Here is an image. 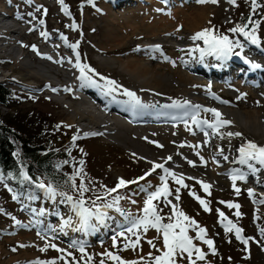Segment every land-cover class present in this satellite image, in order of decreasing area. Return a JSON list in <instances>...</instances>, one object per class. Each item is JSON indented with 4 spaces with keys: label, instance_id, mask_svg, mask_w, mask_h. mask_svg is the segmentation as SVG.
Segmentation results:
<instances>
[{
    "label": "rangeland",
    "instance_id": "374dc122",
    "mask_svg": "<svg viewBox=\"0 0 264 264\" xmlns=\"http://www.w3.org/2000/svg\"><path fill=\"white\" fill-rule=\"evenodd\" d=\"M8 1H11L12 3H9ZM133 2L134 1H132V3ZM188 2H191V0H187V3ZM257 3L259 7L256 9L255 14L252 12L251 0H236V4L230 3L229 0H219L216 4L206 3V11H208L209 15H212L209 27L215 26L216 30L227 34L234 39L244 38L243 36L233 34L228 30L237 24H241L243 16H246L245 23L248 18L251 17L253 21H259L256 35L264 47V0H257ZM0 4L7 6L9 11L6 10L10 12L8 14L9 17L5 18L7 19L6 25L10 26L13 24H19L18 26L22 28L18 34H15L17 36L14 35L11 37L14 39L12 44L8 45L9 47L6 46L0 54V82L5 84L6 87L21 93L23 96L18 97V99L11 103L7 108L0 107V111L2 115L19 113L28 116V118L31 117L30 121H36L42 116H45L49 120L46 124L47 129L44 134L36 140V143H42L43 138L45 137L44 139H51V146L54 149L70 147L69 151L71 152L73 160L67 165L68 171H73L72 169L80 165L81 160L84 161V173L82 174L84 176V182L90 188L95 190L86 193V199H95L96 193L103 195L104 188L102 186H107L108 188L115 187L119 178L135 180L140 176H145L146 173L151 171L154 163H163L166 168L176 172L178 175L191 173L196 178L190 179L184 176V182L189 185V187L180 188L179 201L175 200V189L180 186L169 177L168 184L173 191V195L169 196L168 199L172 200L173 203L178 204L179 207L189 216L193 217L200 226L206 228L207 238L213 239L215 242L217 254L214 255L206 244H203L201 241H196L197 245L206 253V260L198 261L197 264H264V235L261 234V229L264 228V203H260L261 200H264V197L259 195L262 189H254L258 196H252L254 198L253 200L252 198H248L247 188L241 187V184L238 182L237 187L241 189L239 195H237L234 188H232V182L215 183L214 185H211V195H208L197 181V177H200V181L210 183L209 180L211 179L204 176L203 172L207 171L209 167H212V163L207 161V157L212 155L217 147L210 148L207 146L208 148H206L205 146L198 147L199 145H197V147L186 146L180 149L179 145L181 142L191 139L193 131H189V129L186 131V128H175V132H178V136L176 137L181 142L177 140L175 144L170 145L169 149L176 148L177 153L182 157L176 158L177 165L174 163H166L161 160L160 156H157L164 151L156 145H162L164 140L162 136L159 137V135H154L157 133L146 128H136V131H134L136 134H134V136L131 132L128 133L126 130L116 132L115 134L105 135L99 131L102 127L95 128L87 123L83 124L84 127L86 126V129L84 127L83 129H81L82 127L77 129L76 123L73 122V114L67 106H77L81 102V99H72L71 96L53 99V95L47 92L46 88L39 92L40 95H36L31 92L35 90L26 88L24 84H39V89L43 82L46 81L51 83V86L48 85L51 90L52 87H58V85H54L57 81H59V85L71 86L73 76H70L69 78L67 76L64 77L66 73L62 71L59 66V70H61L57 71V73L60 72L59 77H56L58 74L56 73V75L53 73L54 71H49L51 68L57 70L58 67L56 68V63L50 64V61L46 62L42 59V56L40 58L43 62H40V59H35L33 52L36 50L37 55H39V52L41 51L43 54H48V56L55 62L61 60V57L54 52L56 48L51 47L49 49L57 54L59 57L58 60L56 54L51 53L49 49L40 47L41 50H38L36 44L39 45V41H36V39L41 40L44 37L41 35V32H46L48 33V36L53 39L59 37L56 43L62 44L63 47L68 50V55L72 58L75 65L77 63L76 53L79 52V62L81 64L89 65L91 68L95 69L99 75L103 74L104 77L106 75L108 79L117 81L121 86L123 85L124 87L130 88L135 87V89L139 90L141 95L143 91H150L153 96L159 95V98L163 97V99L168 97L169 99H177L184 102H194V100L200 99L202 96V90L195 88L194 86L191 87V83L185 84L178 79L177 75H180L181 73L191 75L192 78L197 79L196 81L200 83L206 81L209 88L211 86L213 87L212 91L216 93L215 95L221 97V101L226 100L228 103L231 101L234 102V104L231 105L233 110H241L242 112H264V93L256 90V92H249L252 94L251 97H245V94L248 93L244 92L250 91V89L241 79H233L228 83H224L221 79H218L216 82L207 78H204L205 81L200 80L196 74L190 72L179 63L175 66L170 64V68L167 63L162 64L161 60L156 61L151 56H142L139 57V59L141 58L142 62H145L144 64L147 62L146 65L159 67L160 71L168 78L165 81L159 82V86H156L155 88L138 87L141 84L136 82L133 76L128 73L126 74L120 62L121 59L123 61L127 60V57L130 56L133 51L138 54V51L136 50H140L145 44V46H147L150 44L149 42L156 38L159 40L165 39L168 35V32L165 31H174L173 28H169V26L160 34L157 33L158 37H153L152 34L147 33L146 30L151 25L150 21L155 12V9L153 8V10L151 9L148 15L145 16L148 17L146 20L143 21L138 17L139 19L131 21L130 23L127 18L121 16L124 14L123 11H118V13H116L118 14L117 20L113 17L107 18L104 16L102 12H100L103 10V6H106L103 0H94V3H89L88 0H64V5H67L70 14H65L64 5L60 3V0H0ZM158 4L161 5V3ZM210 5L213 6L211 7ZM13 12H15V16L14 18H11ZM143 13L144 12L141 14ZM128 15L130 14H126V16ZM15 19L18 20L16 23L13 21ZM112 19H115L114 22L119 25L116 28L114 36L116 34L121 35V33L124 36L126 32V35L124 36L125 39L120 38L121 42L118 38L111 35V25L108 23L109 20L112 21ZM40 21H43V23ZM140 24L142 25L140 26ZM135 26H138V29L132 30V32L131 29ZM254 26L255 25L250 24L249 29ZM27 31L31 32L27 33ZM62 37H67V42H65ZM1 39L2 38H0V41ZM111 39L113 42H111ZM68 44H78V48H69ZM170 44L172 43L168 42L166 45L170 46ZM199 44L202 46L203 42ZM33 46H35V50L33 49ZM13 50L19 52V57H26L25 62H29L28 67L34 68L37 75H40L38 77L36 75V77L30 79L28 77L20 78V76L17 75L18 70L16 69L13 59H10V54ZM165 50L167 53L169 50L172 55L170 48ZM259 52L261 51L259 50ZM254 53L256 55V52ZM262 53L264 55V52ZM232 57H236V55H233ZM212 62H215L212 66L210 65V67L215 69V71H213V77H215L219 73L217 66L220 67V65H217L218 61ZM259 63L264 64V59L260 58ZM67 65L69 66L68 63ZM77 69L78 67H76V70ZM89 74L94 75L93 73ZM186 89L189 90V93L185 91ZM212 91L209 92V95H205L207 98L202 96L205 101L213 100ZM198 93H200V95ZM241 93L243 94L241 95ZM242 97L244 100H241ZM237 99L240 100L237 102ZM165 100L167 101L168 99ZM214 100L218 102V99L214 98ZM236 102L237 105L235 104ZM196 104L199 105L198 103ZM101 114L106 116L104 113ZM208 119L210 118L208 117ZM158 125L159 124H155L154 127ZM32 128H34V125L31 129ZM160 129L164 130V137L169 136L171 130L161 127ZM144 130H147L149 135L145 133ZM84 133H99V135L85 136ZM120 134H123V137H116ZM77 135L80 139L73 142V137ZM135 135H138V137H135ZM145 135L146 137H149V140L156 144L143 141L141 137ZM194 137L198 136L195 135ZM198 139L197 142L205 143L207 137ZM245 139L255 142L258 141V145L264 146L263 139L260 140L255 137L250 139L244 137L242 141ZM197 153H199V155H197ZM154 157L156 160H153ZM201 157H203V162ZM188 160L193 163L190 164ZM258 167H260L258 170H261V165H258ZM245 168L248 169L247 166ZM248 171L249 173L251 172L250 169H248ZM163 174L162 169H157V171L152 172L151 175L147 176L145 180L139 181L138 184H130L126 188L121 189L119 194L131 197V200H135L137 203L133 204L130 199H124L121 201V207H125L126 205L127 207L140 206L139 208L141 209L132 212L134 215H142L141 210L144 207L146 193L140 189L151 184L152 187L149 188V191L155 190V188L161 184L159 177ZM228 178L231 179V176L228 175ZM76 182L80 183V177H77ZM6 189L7 192H5V197L2 201L3 208H0V264H29V261L25 262V258L28 257H30L31 260L30 264H34L36 261L53 260L62 256L65 257L68 264H73L72 257L67 256V252H71L73 256L83 264L82 254L79 251V244L85 246L86 254L94 256V261L90 262V264H98L99 260L102 258L100 254L105 250L114 252L118 251L119 254L127 260H138L140 255H146L149 251H154L150 249V246L146 242L147 239H152L158 235L154 229H150L146 234L145 239L141 240L142 252L139 249L134 252L131 249L123 251L112 248L111 237L115 231L119 230L117 221L118 223L125 222L123 217L118 215L115 210H108L112 219L107 221V226H105V228L102 226L101 229H98L99 233L95 232L96 236L93 237L91 240L92 242L90 243L86 241L85 232H77L71 236L65 234V221L69 217H72L73 221H75L76 217L71 210L70 205L62 202L63 197L57 196L55 200L51 199L49 196L46 199H43L42 196L37 199H28L23 194L15 192L14 187L11 188V190H8L7 187ZM193 190L201 198L210 201L211 212H205L200 203L190 195V192ZM2 191L4 192V189H2ZM141 195H144L145 198L139 199ZM108 199L110 200L111 197H108ZM249 199L253 201L250 202ZM220 201H230L239 204L241 206L239 211L242 215L237 217L235 215L236 209L228 208L226 204H221ZM90 203L91 200L89 199V204ZM154 203L163 210L161 215L165 217L164 222H168L167 217L171 215V206L166 207L163 198ZM218 210L223 211L229 219L239 227H242L244 229L242 234L245 237L253 238L249 241L248 245H244L238 241L235 238L234 232H225L220 223ZM33 220L35 223H38L37 227L48 229L47 231L49 233L54 234L52 236L53 239H49L48 236L40 235L38 233L39 228L37 227L34 229L31 228L30 230H24L23 225L19 226V224H31V221ZM41 222L46 223V228L43 224H40ZM73 226L76 229L78 224L73 223ZM11 230H20L21 232L16 233L12 231L14 232L12 235L6 234L7 232L10 233ZM103 230V233L105 234L102 237L101 231ZM100 232L101 236H98ZM189 234L195 237L196 233L195 231L190 230ZM37 235L40 236L37 237ZM63 235H66L68 238H63ZM18 237H22L21 241ZM90 238L91 235H89V240ZM75 239H80L79 244L77 243L78 240ZM30 242H33L37 248L33 247V243ZM73 242L77 243V247H72ZM156 243L158 246L160 245V241H156ZM49 244H55L58 248L65 249V253L57 252L51 247L47 251H41V249ZM65 259H57V264H65ZM106 264H113V262L106 261ZM181 264H187V261L184 260Z\"/></svg>",
    "mask_w": 264,
    "mask_h": 264
},
{
    "label": "snow or ice",
    "instance_id": "6c2138e0",
    "mask_svg": "<svg viewBox=\"0 0 264 264\" xmlns=\"http://www.w3.org/2000/svg\"><path fill=\"white\" fill-rule=\"evenodd\" d=\"M89 3H94V0H88ZM198 3H213L216 4L219 0H197ZM230 3L236 4V0H229ZM60 3L64 5V0H60ZM252 12L255 14L256 9L259 7L257 0H251ZM65 14H70L68 12L67 5H64ZM46 12V10H45ZM43 23V21H40ZM255 25L251 29H249V25ZM259 27V21H253L251 17L248 18L247 22L244 24H237L234 27L230 28L228 31L243 36L245 39L250 41L253 44L258 43V37L256 35V30ZM42 36L47 37L48 33L41 32ZM65 42H67V37H62ZM193 42L202 41L203 47L199 44H196L195 47L189 50L190 53H199V59L202 61L208 56H213L217 59L227 60L231 58L233 55L242 56V49L244 48V44L241 42L239 38H232L227 34L219 32L215 29V26L204 28L199 32H196L194 35L190 37ZM69 48L77 49L78 44H68ZM35 50V46H33ZM237 49H241V51H237ZM153 52H161L162 48L160 45H155L152 48ZM77 63L76 67L80 70V80L82 81L81 87L86 85H95L105 92L106 95L113 96L114 93L118 92L122 87L115 80L108 79L107 77H100L101 80L104 81L103 84H100L97 80L93 78V76L89 75V73H93L99 76V73L96 72L95 69L91 68L89 65L81 64L79 62V52L76 53ZM51 59V57H48ZM165 59H169L165 57ZM71 62V61H69ZM173 66H175V62L171 61ZM254 68L259 67V65H252ZM55 91V89H53ZM123 94L129 98V102L134 106H144L140 98L136 95L135 92L130 91L127 88L123 89ZM213 98L219 99L215 95L212 94ZM246 95V94H245ZM113 98H115L113 96ZM222 103H228V101H221ZM176 107H190L192 109L191 113H185L191 123L194 124L201 132L204 133L205 137L210 135L209 129L212 130L211 135H219L220 138L227 137H241L243 134L240 132H227L221 133L220 129L224 128L227 125H231L233 122L231 120H226L223 118V114L215 108H203L200 105H192L190 102L185 101L183 104L177 103L174 105ZM209 112L213 116V120L200 119V112ZM185 127H188L187 121H185ZM192 129L189 128V131ZM85 136L89 135H99V133H84ZM195 135V132H193ZM80 139V137L74 136L73 142ZM209 141H205L208 143ZM183 146V145H182ZM190 147H197L189 145ZM163 147V145H160ZM82 151V150H81ZM239 153L238 163L241 165H246L252 173H256L258 171L256 165L264 166V146L256 144L252 140H247L242 143L237 149ZM69 155L71 152L69 151ZM199 155V153H197ZM220 155H223V149H220ZM203 159V157H201ZM224 160H228V156H223ZM167 160H172V157H167ZM64 163H68V161H64ZM192 164V161H189ZM218 163V161H217ZM84 161H80L81 167L73 172V174L65 181L66 184H69L73 192L77 195H69L67 192L58 191L57 188L51 184H45L44 182H39L36 186L42 190H44L48 196L55 200L57 196L63 197L62 202L70 205L71 210L73 211L76 221H73L72 217H69L65 224L69 227L72 226L73 223L78 224L76 227V231L90 233L95 232L98 227L107 226V221L112 219L109 215L110 209L115 210L120 214L124 219V223H121L118 227L119 230L115 231L111 237L112 240V248L120 249L123 251H127L131 249L132 251H137L138 249L142 252L141 240L145 239L146 234L150 229H154L158 235L152 239H147V244L150 246V249L154 251H149L146 255H140L138 260H127L123 258L119 252H114L110 250H105L100 254L102 257L98 264H106V261H111L113 264H181L182 261L186 260L187 264H197L198 261L206 260L205 251L199 247L196 241H201L203 244H206L209 249H211L212 253L217 254V250L215 247V242L213 239L207 238V229L200 226L199 223L191 216H189L186 212H184L178 204L173 203L172 200L168 199L169 196L173 195V191L170 189L168 184V179L171 177L173 181L180 187L175 189V200L179 201L180 196V188H188L184 181L185 178L182 174L178 175L176 172L171 171L169 168H166L163 163H154L151 171L145 174V176H141L135 180H125L124 178H119L118 183L115 187L108 188L107 186H102L104 188V193L101 195L100 193L95 194V199L85 198V194L90 191H95L90 188L84 182V173L83 168ZM157 169L163 170V175L159 177L161 184L155 188L153 191H149L151 188V184H148L146 187H142L140 190L146 193V199L144 201V207L141 210L142 215H134L131 212L125 211L121 207V201L124 199H130L131 197H126L120 193V190L126 188L130 184H138L139 181L145 180L147 176L151 175L152 172H155ZM232 179V186L237 195L240 194L241 189L237 187L238 181H246L247 175L240 169H232L229 173ZM77 177H80V183L77 184ZM26 180H31V177L25 174L24 177ZM3 179L2 174H0V180ZM191 179V178H190ZM200 183L203 190L211 195L210 188L211 185L204 182L198 181ZM249 196H255V192L252 189H248ZM115 194V195H113ZM192 195L203 207L205 212H211L210 201L201 198L196 192L193 190L190 192ZM108 197H111L109 200ZM163 198L165 206H171L170 211L171 215L167 217L168 222L165 221V217L161 215L162 209L154 203L155 201L161 200ZM89 199L91 203L89 204ZM131 203L135 204V200H131ZM221 204H226L228 208L236 209L235 215L240 217L242 213L239 211L240 205L233 202L220 201ZM260 203H264V200H261ZM220 223L223 226L226 233L235 234V238L240 241L244 245H248L249 241L253 238L245 237L242 233L244 229L239 227L236 223H234L231 219H229L223 211H219ZM19 223V222H18ZM195 231V237L189 234V232ZM261 234L264 235V228L261 229ZM134 237V239H133ZM156 241H160V245L158 246ZM231 242V241H229ZM259 243V242H257ZM48 247L55 249L57 252L65 253V249L58 248L55 244L46 245L41 251H47ZM72 247H77V243L73 242ZM79 251L82 254L83 264H90V262L94 261V256L91 254H86V249L83 244H79ZM69 257H72L73 264H81L76 257L73 256L71 252H67L66 254ZM57 259H65V257H59L53 260H40L34 262V264H57ZM231 259V258H229ZM65 264H68V261L65 259Z\"/></svg>",
    "mask_w": 264,
    "mask_h": 264
},
{
    "label": "bare ground",
    "instance_id": "6f19581e",
    "mask_svg": "<svg viewBox=\"0 0 264 264\" xmlns=\"http://www.w3.org/2000/svg\"><path fill=\"white\" fill-rule=\"evenodd\" d=\"M103 1H104L106 6H103V10H101L100 12H102V14L104 16H106L107 18L113 17L117 20L118 14H116V13H118V11H120V12L123 11L124 14L121 16H124L125 18H127V20H129L130 23H131V21H135L136 19H139V18L143 21L146 20V18H148V17H145V16L148 15V13L151 11L152 8L155 9L154 15H156V16L153 15V17H152V15H151V17H152L151 18L152 20L150 21L151 25L146 30L147 33L152 34L153 37H158L157 33L160 34L162 31H165L164 29H166L169 26H170L169 28H173V30H174L172 32L165 31V32H168L167 33L168 35L166 34L167 36L165 39L159 40L156 38L153 41L149 42L150 44H148L147 46H144L140 50H136V51H138V54L133 51V53L127 57V60H125V61H123L122 59H121V61L119 60L122 64V68L124 69L126 74L127 73L130 74L131 76L134 77L136 82L141 84L138 87H140V88H148V87L149 88H151V87L155 88L156 86H159V82L165 81L168 78L166 75H164L160 71L159 67H151V65H146L147 62H146V64H144L145 62L143 63L141 58L139 59V57L151 56L156 61L161 60L162 64L169 62L170 64L173 65V63L171 61H174L175 65L179 63V64L183 65L186 69H188L190 72H192L196 75L201 73L199 71V67L202 66V63H199V62H206L207 63L208 62L207 60H209V61L218 60L217 58H215L213 56H208L204 60L201 61L199 59V53H190L189 52V50L191 48L195 47L196 44H199L202 42V41L193 42L190 39V37L192 35H194L196 32H199L204 28H208L210 25V19H211L212 15L211 14L209 15L208 11H206V3L201 4V3H198L197 0H195V2H194V0H191V2H194V3L186 5L187 0H182L183 5L181 7H177V9H175L173 11L171 10L169 12L168 11L166 12L165 9H167V7L164 6L163 4H167L170 0L168 2H166V0H161L162 1L161 5L158 4L157 2H155L154 0H145L147 3H149V4H146L144 2V4H146L147 6H144L141 4L134 5L133 3L132 4L128 3V4H126V7H124L123 9H119V10H117L119 8L118 7L119 5H116L117 1L115 3H113L112 7H111V5L107 4L108 1H105V0H103ZM120 1L122 2V0H120ZM8 2L12 3L11 1H8ZM8 2H6V3H8ZM6 9H7V6H5L4 4H0V38H2L0 41V54L3 52V50L6 46L11 45L12 42L14 41V39L11 37H13L15 34H18L19 31H21V29H22L18 26V24H13L10 26L6 25L7 19H5V17H6V15H7V17H9L8 14L10 13V12H8L9 10L7 9L8 10L7 11ZM140 12L141 13L144 12V13L141 14ZM125 13L126 14L129 13L130 15L126 16ZM145 13H147V14H145ZM158 13H162V14L159 15ZM12 18H14V17H12ZM115 19H112V21H110L111 20L110 19L109 23H108L109 25H111V35L112 36H114V34L116 33L115 32L116 28L119 26V25H117V23L114 22ZM13 21H14V23H16L18 20L15 19ZM133 24H132V26H133ZM141 25L142 24H140V26ZM130 28H132V27H130ZM137 29H138V26H135V27H133V29H131V31L137 30ZM116 35L114 37L118 38L120 41V38L125 39L124 36L126 35V32H125L124 36L122 35V33H121V35H117V36ZM15 36H17V35H15ZM111 42H113L112 39H111ZM168 42L172 43L173 45L172 44H170V46L166 45ZM155 45H160V47L162 48V53L152 51V48ZM203 46L204 45L202 44L201 47H203ZM21 47H23V46H21ZM41 47H42V45H41ZM43 47L56 48L54 50V52H56L61 57V60L59 62H55L52 58L49 59L47 57L48 54L46 56L45 54H43V53L41 54V52H39V55L42 56L43 60H45L46 62L50 61V64L56 63V65L59 66L60 69L66 73L64 75V77L67 76L69 78L70 76L73 75L74 65H72L71 62H69V61H71L70 58L62 53V50L59 46L56 45L54 47V43L52 41H48L46 39L43 42ZM168 48H170V50L172 51L171 52L172 55L166 53L165 49H168ZM19 56H20L19 52L15 51V50H13V52L10 54V59L11 58L13 59L15 66H16V69L18 70L17 75H19L20 78L28 77L29 79L36 77L37 72L34 68L28 67L29 62L28 63L25 62L26 57H22V56L19 57ZM165 57H168L169 59H165ZM67 63L71 64V67L67 66L66 65ZM158 63H160V62H158ZM208 64H209V62H208ZM208 64H203V66H206V68H207ZM163 66H165V65H163ZM237 66L242 68L241 72L246 71L245 77H247L249 75L256 77V76L264 73V69L261 66L257 67L256 71H247L246 67L242 66L240 63H237ZM170 68H171V66H170ZM51 69H49V71H51V72L54 71L53 73H55V74L57 73V71H61L59 69H57V70H54V69L51 70ZM66 71H68V72H66ZM205 71L202 73V76L205 77L206 75H211V74L207 73L210 70H205ZM39 72H41V71H39ZM101 72H103V71H101ZM57 74H56L57 75L56 77H59L60 72H58ZM39 75L40 74H38L37 77ZM105 77H106V75H105ZM177 78L180 79L185 84L191 83L192 84V85H190L191 87L194 86L195 88L201 89L202 90V93H201L202 96H204L206 98H207V96H205V95H209V92L211 91L209 86H207L206 83L197 82L196 81L197 79L192 78L191 75L181 73L180 75H177ZM71 82H72V86L79 89L81 92L92 93V89H93L92 85H86L84 87H81L80 84L82 83V81L80 80V77L76 78L75 80L72 79ZM44 85H50L51 86V83L44 81L43 84L39 87V89H41ZM128 88H130V87H128ZM53 89H55V93H60V94L66 93V94H68V96H70L71 88L69 86L58 85V87H56V88L52 87V90ZM129 90L135 92L136 95L140 98L142 105H144V106H134L132 103L129 102V98L123 94V90H122V92L118 91V94L121 97L125 98V100L128 101L132 105L133 110H135V114H137L136 116L133 115L130 117L131 121H130L129 126H127L123 122H121L119 120V117L114 116L115 114H118L121 117L128 118L127 114L124 112V109L122 107H118V106L110 103L105 108H102V110H103L102 113L106 114V116H104L103 114L96 112L98 110L97 106L93 105L94 106L93 108L95 109V111H93L92 108L88 107V104L86 103L85 100H83L82 98H79V99H81V102L79 103V105L67 106L68 109L70 110V112L73 114V122L76 123L77 129L80 127H82L81 129H83V127H84L83 124L87 123L88 125L94 126L95 128L102 127V128H100L99 131H101L103 134H106V135H109L112 133L115 134L116 132H121L122 130H126L128 133L131 132L134 136V134H136V132L134 133V131H136L135 126H138V125L143 126L144 124L148 123V122H144V120L147 118V114L149 112L153 111L154 107L159 106L160 109L165 110L167 112L168 119H169L168 121L164 120L165 122L164 121L163 122H157L155 124L173 123L174 121H179L180 118H186L187 119L188 117L185 116V113L186 112L187 113L192 112V109L190 107H188V108H185V107H174V108H172L171 105L164 107V102L166 100L163 99L162 97L159 98V95H156L157 97L153 96L150 91H143V93H142L143 96H142L140 94L139 90L135 89V87L130 88ZM185 91L188 92L189 90L186 89ZM198 94L200 95V93H198ZM88 95H90V94H88ZM251 96H252V94H250V93L245 95V97H251ZM94 99L100 105V107H102L103 103L100 101V99L99 98L98 99L94 98ZM213 100H214V98H213ZM241 100H244V98L242 97ZM220 101H221L220 97L218 99V102L215 100L213 102L211 100V102H209V103H207L208 101H205L204 98H200V99L194 100V103H198L203 108H215L218 111H220L223 114L224 119L231 120L233 122L231 125L225 126L226 129H225V127L222 128V130L220 129L221 130L220 132L221 133L240 132L243 134L241 137H235L234 136V137L229 138L227 136H224V138H220L219 135H211L212 130L210 129V131H209L210 135L207 137V140L209 141L208 143L197 142L199 140L198 137H194L195 135L197 136L196 133H195V135L192 134L191 139H188L184 142H181L177 139L176 136H178L177 135L178 132H175L174 129H172L170 131L169 136L164 137L165 136V135H163L164 130H162L160 128H156V127L146 128L148 130H151V131L157 133L154 135H157V136L159 135V137L162 136L164 138L163 144H162L163 147H160V145H157L158 147H160L164 151L161 152V154H159L157 156H160L161 160H163L166 163H174L177 165L176 158L182 157V156H180V154L177 153L176 148L169 149L170 145L175 144L177 142V140L179 142H181L180 145L178 144L180 146V149L183 147H186V146L189 147V145H192V146L205 145V146H209L210 148H216L217 147L216 151H214V153L212 155H209L207 157V161L208 162L210 161V163H212V167H209L207 169V171L203 172L204 176H207L208 178L211 179V180H209L210 183H208L210 185H214L215 183L219 184V183L232 182V179L228 178V175L231 172V170L246 167V165H241L238 163L239 153L237 151L239 146L248 140V139H245L244 141H242L244 139V137H248L250 139L252 137H255L257 139H260V140L263 139L264 140V112H262V113H260V112H242L241 110H233L232 107L230 106V103H221ZM206 113L211 115V117H212L211 120L214 119L211 113H209V112H206ZM203 115L205 117L208 116L204 113H203ZM155 124H153V125L155 126ZM176 128L183 129L186 127H185V125H178ZM144 131H146V130H144ZM192 131L194 132V130H192ZM121 136L123 137V134H120L119 136H116V137H121ZM135 137H138V135H135ZM257 142L258 141H256L255 143L258 144ZM220 149H223V155H220ZM224 155L228 156V160L223 159ZM157 156H156V158H157ZM169 156L172 157V160H170V161L167 160V157H169ZM156 158L154 157L153 160H156ZM217 161H218V163H217ZM256 167L258 169V165H256ZM263 172H264V166H261V170H258L256 173H252V172L246 173V175L248 177L246 179V181L249 182L252 179L251 183H252L254 189L255 188L262 189L261 193L259 194L262 197L264 196V178H263L264 176L262 175ZM246 181H243V182H246ZM254 192H255V190H254ZM144 198H145L144 195H141L139 199H144ZM123 206H125V205H123ZM139 207L140 206H138V207H127V205H126L125 207H122V208L125 209V211H129V212L133 213L134 211L136 212L137 209H141ZM117 214L120 215L119 213H117ZM101 227H98V229H101ZM64 232L67 236H71L77 232L81 233L80 231L75 230V227L73 226V224L71 227L66 225ZM19 235H22V234H19ZM18 239L21 241L22 237H18ZM32 246L36 247V245H34V244H32ZM25 259H26L25 262L29 261L28 263L29 264L31 263L30 257L25 258Z\"/></svg>",
    "mask_w": 264,
    "mask_h": 264
},
{
    "label": "trees",
    "instance_id": "16d2710c",
    "mask_svg": "<svg viewBox=\"0 0 264 264\" xmlns=\"http://www.w3.org/2000/svg\"><path fill=\"white\" fill-rule=\"evenodd\" d=\"M245 18L246 16H243L241 24L245 23ZM18 95L0 82V107H9L18 99ZM30 119L31 117L19 113L2 115L0 111V174L3 176L0 180V208H3L2 201L7 192V183L28 199L41 196L44 199L47 196L44 190L36 186L41 181L46 185L55 186L58 191L77 195L70 185L65 183L75 169L81 167L78 165L73 171H68L67 165L73 160L69 155L70 147L54 149L51 139H44L45 137L42 143H36L47 129L49 120L45 116L36 121ZM33 125L34 128L31 129ZM25 174L31 177V180H26Z\"/></svg>",
    "mask_w": 264,
    "mask_h": 264
}]
</instances>
